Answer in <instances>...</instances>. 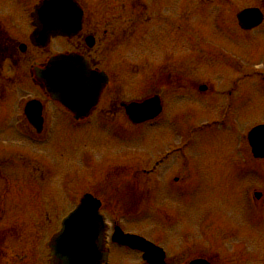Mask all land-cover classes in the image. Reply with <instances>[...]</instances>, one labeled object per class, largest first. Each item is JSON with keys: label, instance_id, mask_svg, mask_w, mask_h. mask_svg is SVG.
<instances>
[{"label": "flooded vegetation", "instance_id": "obj_1", "mask_svg": "<svg viewBox=\"0 0 264 264\" xmlns=\"http://www.w3.org/2000/svg\"><path fill=\"white\" fill-rule=\"evenodd\" d=\"M40 1L0 0V104L9 102L12 93L16 98L15 104L11 107L16 110L14 115L5 113L4 117L8 119H0L3 122L0 124V213L32 211L37 209L35 206L41 207L40 210L43 211L50 209L53 211L62 200H65L63 210L69 207L68 205H71L73 201L75 203L72 208H74L86 192H90L100 200L101 210L106 217H109L106 211L133 210L139 206L141 201H144L145 192L140 186L141 179H144V175H150V170L146 165L137 170L134 169L135 165H144V162L141 161L143 156L134 154L129 158L128 154L126 155L128 148L125 149V141L116 139L112 141L114 145L109 147L119 153L124 151L122 159L118 158L119 160L115 162L103 164L94 161V157L91 156L89 167L84 165L85 161H83V166L79 163L82 146L77 148L72 144L73 141L78 143L79 134L75 135V139L67 140V149L64 148L65 144H57L58 133L64 127L60 122L61 118L59 119L60 114L65 115L69 120V124H67L70 126L69 131H111L113 116L118 115H122L127 122L129 121L123 104L129 100L144 98V95L124 98L113 91V85L125 83V79L128 78L127 74L132 73L130 69L128 70L132 66L128 65L131 62L126 53L129 49L135 47L143 52L151 46L150 50L158 53L154 59L155 63L162 62L161 65L151 66L152 68L147 70L146 67L149 66L145 63L148 62V59L142 54V56L139 55L138 63L135 64L137 67L133 65V68H136L139 74L141 73L143 79L145 77V80L153 82V91L148 95H159L162 99V112L155 118L154 123L164 117L166 99L170 98L172 94L173 97L177 95L179 99L191 100L193 95L197 98L208 96L211 100L216 99V96H219L217 99L223 97L225 101L220 103L217 100V108H213L214 104L203 105L201 102V108L195 109L207 113L216 110L220 114L219 116L233 114L238 108L237 106L234 108V105L239 98L237 96V100H234V96H232L235 94L234 89L237 84L246 79H264V69L257 70L256 67V63L261 59L264 64V53L260 54V58L255 62L250 63L251 67L248 68L245 61L241 59L243 56L236 45L238 42L237 32L252 33L254 36L264 37V34L260 33L261 31L264 33V0H252V5L247 6L241 4L243 0H192L190 5L187 0H179L176 4L171 0H150L154 4L153 16L150 15L151 11H148L147 0H73L82 8L80 27L75 26L80 18L76 9L71 14H67V19L64 18L65 13L61 12L60 26L69 29L70 34L52 37L45 46L39 47L33 44L32 34L34 32L33 11ZM193 6L197 9H211V12L216 10L214 30L217 34L214 36L217 39V46H214L215 50H210L214 53H208L207 45L205 50L201 49L200 45L193 41L196 35L185 28L186 23L190 24ZM247 8H252L254 14L252 17L255 21L261 18V23L252 29L242 27V22L238 19L239 13ZM176 9L180 10L179 17H176ZM146 14L149 15L148 19H145ZM8 17L14 18L12 29L9 28L10 19ZM151 22L154 31L151 35H146L143 32L145 23L150 24ZM150 41L153 42L152 45H150ZM71 53L82 56L85 64H88L93 70L105 73L109 80L98 104L93 108L88 118L83 120H77L70 110L52 98L47 89L34 80V67L45 68L52 56ZM178 55L180 56L178 57ZM172 60L178 62L169 63ZM201 60L212 66L215 64L220 79L223 80L222 84H228V88L221 86L222 91L219 94L213 93L215 90L213 86H208L206 92L199 91L201 84L211 83L209 78L193 74L191 71L193 63L199 64ZM24 83H29L35 92L32 94V92L21 91L19 87ZM31 100H37L42 105L41 115L36 119L38 120L37 125L26 114L27 104ZM230 101H234V105L231 106ZM192 106V104L185 103L184 107L191 109ZM28 112L33 117L39 114L38 110L33 107H30ZM119 126L125 125L119 124ZM130 126L135 125L130 124ZM109 137L111 140L112 135ZM184 143L175 146L176 150H181L180 153L185 149V154L179 157L178 164L172 162L171 156L175 152L173 149L160 152L155 157L153 174L159 185L164 178L165 185L172 179L176 182L181 181L180 185H183L182 179L185 178H182L179 170L186 171L188 167L183 159H192V153L189 151L191 148L186 154V148L190 143L186 145ZM5 144L11 147H7ZM1 145L6 147L2 149ZM9 148L12 150H7ZM99 148L102 149V147ZM134 149L138 150V148ZM10 151L13 153H9ZM79 151L77 159H74L73 154ZM58 154L66 157L68 161L71 160L78 173L81 168L90 169L89 176L93 181L96 179L107 180L108 186H103L102 183L95 185L93 182L90 187L84 188L78 193H72L74 190L65 193L50 191L49 183L44 178L53 175L52 179H56L63 174V168L60 169V167L64 165L58 159ZM226 159L222 162L223 166L231 171L227 173V176L232 174L239 176L241 171L257 170L259 169L256 165L257 160L260 161L259 163L264 162V159H256L253 156L226 157ZM98 165L99 168L103 169V165L107 168L100 171L93 169ZM259 167H264V165ZM187 177V182L184 181V184L188 186L190 177ZM253 179L252 189H247L246 194L252 205L258 211H263L264 178L262 181L256 177L254 181ZM38 180L43 183L41 187L36 184ZM179 189L180 192H188L183 188ZM190 197L191 195L188 200ZM206 197V200L210 201L212 196L206 195ZM38 201L40 204H34ZM1 223L6 226L10 225L8 220H2L0 216V225ZM214 229L218 231L219 227L208 225L207 232ZM205 231L204 237H201L200 241H196L197 238L191 236L189 242L184 243L185 260H182L181 264H188L194 258H202L206 260L207 264H244V262L252 264V258L255 259L256 255L252 257L251 252L248 257L245 254L241 257L235 245L232 252H225L227 242H239L236 241L233 234H230V230L220 227L219 232L210 237ZM224 232L229 235L225 237ZM110 235L111 230L107 236L108 247L112 245L109 261L112 260L113 250L116 248L123 251L125 255L132 252L138 253V264H146L141 252L125 246H118L112 242ZM12 239H14L13 236L1 235L0 231V264H15L16 255L11 252L15 250L14 242L10 241ZM197 250H200L198 252L200 254L197 253ZM243 251L245 253V250ZM169 257L166 254V260Z\"/></svg>", "mask_w": 264, "mask_h": 264}, {"label": "rangeland", "instance_id": "obj_2", "mask_svg": "<svg viewBox=\"0 0 264 264\" xmlns=\"http://www.w3.org/2000/svg\"><path fill=\"white\" fill-rule=\"evenodd\" d=\"M171 1L176 4L179 0ZM191 1L187 0L188 5H190ZM241 4L243 6L252 5V0H243ZM146 5L148 11H151L150 15L153 16V2L147 0ZM179 11L176 9V17H179ZM191 13L190 24L187 25L186 23L185 28L188 31L191 30L193 35H196L193 41L200 45L201 49L205 50L206 45L209 51L214 49V46H217V39L214 36V34H217L214 30L216 10L211 12V9H197L193 6ZM148 16L146 14L145 19H148ZM9 19V28L12 29L14 27V18ZM153 31L154 26L152 22L150 24L145 23L143 32L146 35H151ZM260 33L264 34L262 31ZM237 34L238 42L236 45L243 56L241 59L245 61L249 68L251 67L250 63L255 62L260 58V54L264 53V37L260 35L254 36L252 33L237 32ZM152 43L150 41V45ZM150 49L151 46L148 50L140 52L138 48L134 47L126 52L128 60L131 61L128 65H132L128 70L130 69L132 73L127 74L128 78L125 79L124 84L114 85V93H119L120 96L127 98L142 96V94L153 90V82L145 80V77L143 79L142 75H140L141 73L139 74L136 68H133L138 63L139 55L142 56V54L148 59V62L145 63V65L149 66L146 67L147 70L151 66L162 64V62L155 63L154 59L158 53ZM177 53L180 54V52ZM170 59L172 58L170 57ZM173 62L178 61L172 60L169 63ZM260 62L256 63V67L262 70L264 67ZM203 63V60L199 64L193 63V69L191 68L192 73L211 79L213 83H210V85L214 86L215 90L213 93L215 94H219L222 91L221 86L228 88L226 83L222 84L223 80L220 79V74L217 71L218 68H209ZM19 88L26 93L35 92L33 88L31 89L29 83H24ZM234 92L235 94L232 95L234 96V100H237V96L239 100L235 105L234 101H230V104L231 106L234 105V108L236 106L238 108L235 110V114L230 115L225 126H222L224 124L222 123V125H212L209 128L202 129L196 134L193 132V129H195L193 124L196 126L209 124L213 119L219 120L220 114L216 110L206 114V111L192 108L200 109V101L203 102V105L214 104L213 108H217V100L221 103L225 101L223 97L217 99L219 96H216V99L211 101L207 97H199V100H197L196 96L193 95L191 100L179 99L177 95L173 97V94L166 101V113L164 117L156 124L143 125L140 128L126 126V135L124 136L128 141L124 142L125 149L128 148L126 155L128 154L129 158L134 154L141 155L143 156L141 161L146 162V165L149 161L152 164L160 152L169 149L175 151L171 159L172 162H177L176 164H178V159L181 155L185 154V149L180 153L181 150H176L175 146L182 143L189 135L194 134L190 145L186 148V154L188 149L191 148L189 151L192 153V159H183L188 167L186 171H183V169L179 170L182 178H185L182 179V186L176 183L174 179L165 185V178L161 180L159 185L157 180L155 181V178L153 180L154 174H151V179L144 180L143 182L144 201H141L138 210L124 212L106 211V214L110 217L109 219L116 220L125 231H133L145 235L148 239L165 248L167 256H170L167 258L166 264H181V261L185 260L184 243L186 241L189 242L193 237L192 235L197 238L196 241H200V238L204 237V230H206L205 232L210 237L212 234L219 232L220 227L224 230H230V234H233L236 241H239L238 243L227 242L225 244V252H232L235 245L241 257L243 254L248 257L251 252L252 257L256 255L255 259L252 258V264H264V210L258 211L246 194L247 189L252 188V178L255 179L256 177L259 181L263 180L264 167L259 166L264 164L257 162L256 165L259 168L257 170L253 169L249 172L241 171L239 176H235L234 174L227 176V173L231 171L226 166H223L222 163L227 160L226 157L251 155L246 142L247 133L253 126L264 123V82L259 81L257 78L246 79L241 84H237ZM12 94L9 102L0 104V119L2 120L8 119L4 117L5 113L14 115V112H16L15 109L11 108L16 101L14 93ZM185 103L188 105L192 104V108L184 107ZM180 105L181 107H179ZM60 118V122L64 127L62 126L63 130L58 133V145L65 144L64 148L67 149V140L75 139V135L79 134L80 140L77 141L78 143L72 140V144L77 148H81V146L87 148L86 155L93 156L94 161L108 164L122 159L124 151L119 153L114 148L110 149L109 147L114 144L110 140V137H106L104 133H100L97 130L69 131L70 126L67 125L69 124V120L62 114H60ZM2 120H0V124L3 123ZM126 122L122 115L113 116V128L118 127L119 124H126ZM120 131H123V129ZM132 143L133 145H130ZM5 145L11 147L8 144ZM6 146L1 145L2 149ZM99 147H102V149ZM134 148H138V150L136 151ZM7 150H12V148ZM9 153L13 152L10 151ZM79 154L80 151L75 152L73 154L74 159H77ZM57 157L62 161L61 164L64 165L60 167V169L63 168V174L56 179H52L54 178L53 175L44 178L49 183L48 187L51 189H49L50 191L65 193L74 190L72 193H78L82 189L90 187L93 182L95 185L102 183L103 186H108L109 182L107 180L96 179L93 181L91 176H89L90 169L86 173L85 169L81 168L80 173H78L71 160L68 161L66 157L59 154ZM79 163L82 164L81 162ZM106 168L107 166L103 165V169L105 170ZM93 169L97 171L103 170L99 168V165ZM187 176L190 177L188 186L184 184V181L187 182ZM257 182H254V184H257ZM36 183L41 185L39 181ZM147 187H149L148 190L146 189ZM179 188H183L184 191L188 190L189 194L188 192H180ZM190 195V200H188ZM206 195L208 197L209 195L212 196L210 201L206 200ZM63 203L65 204V200L60 201L56 205V209L49 212L40 210L41 207L39 206H35L37 209H33L31 212H12L9 213L11 214L10 216L16 215V217L11 226L1 223V235L14 237L10 241H13L15 244V250L11 251L16 255L15 264H49V249L46 247V243L50 240L52 234L59 229L60 221L73 207L75 202L73 201L64 210L65 205ZM34 204L37 205L40 202L38 201ZM17 218L19 220H29L31 223L29 221H18ZM7 219L13 220L11 217ZM208 225L218 226L219 229L218 231L214 229L207 232ZM228 235L227 232H224L225 237ZM243 250H245V253ZM198 252L200 250H197ZM138 258V253L132 252L125 255L123 251L115 248L110 264H138ZM244 264H249V262H244Z\"/></svg>", "mask_w": 264, "mask_h": 264}, {"label": "water", "instance_id": "obj_3", "mask_svg": "<svg viewBox=\"0 0 264 264\" xmlns=\"http://www.w3.org/2000/svg\"><path fill=\"white\" fill-rule=\"evenodd\" d=\"M61 0H48L37 8L39 29L38 41L44 43L48 35L46 30H57L55 22L59 16ZM69 9V3L65 2ZM65 6V8H67ZM67 10V9H66ZM241 19L250 21L252 10L241 14ZM252 26V25H248ZM44 31V33H41ZM61 61V63L59 62ZM81 59L75 55H65L54 60L51 66L39 76L46 81L50 91L74 110L77 117L84 116L95 105L106 78L95 73H87L84 64H78ZM128 113L134 123L153 119L160 111L155 98L142 103H133L128 107ZM253 151L257 157H264V125L257 126L249 134ZM84 205L74 212L66 221L62 231L53 238L51 244L54 259L52 264H100L102 253L103 226L98 216V205ZM118 241L147 252L153 246L143 239L132 235H120ZM162 260H163V256ZM152 263L158 264L156 260Z\"/></svg>", "mask_w": 264, "mask_h": 264}]
</instances>
